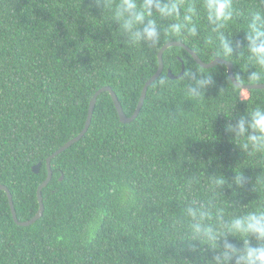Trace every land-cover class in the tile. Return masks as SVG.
I'll return each instance as SVG.
<instances>
[{"label": "trees", "instance_id": "trees-1", "mask_svg": "<svg viewBox=\"0 0 264 264\" xmlns=\"http://www.w3.org/2000/svg\"><path fill=\"white\" fill-rule=\"evenodd\" d=\"M120 2L106 0L111 12L106 6L102 14L94 0H0V184L10 189L21 221L37 213L47 158L84 128L94 93L111 86L131 116L162 46L189 44L180 36L151 51L130 44L112 21ZM184 2L196 8L190 47L211 61L222 33L234 49V57L223 58L233 62L238 81L264 82V68L250 64L244 31L264 14V0H233L232 20L219 32L204 0ZM163 58L135 120H120L109 91L98 96L86 134L51 161L41 218L16 223L0 189V264H204L215 252L201 245L193 253L183 241L193 202L209 208L214 227L264 211V153L226 130L247 108L264 107V88L237 86L224 63L202 67L183 46L169 47ZM183 65L211 75L204 94L187 91L184 72L169 76Z\"/></svg>", "mask_w": 264, "mask_h": 264}, {"label": "clouds", "instance_id": "clouds-1", "mask_svg": "<svg viewBox=\"0 0 264 264\" xmlns=\"http://www.w3.org/2000/svg\"><path fill=\"white\" fill-rule=\"evenodd\" d=\"M94 2L97 7L102 8V14L106 6L111 12L106 0ZM203 8L207 20L216 26L217 32L232 20L233 0H204ZM195 12V6L186 4L184 0H121L112 21L119 25L118 29L130 44H139L149 51L160 49L167 37L174 36L187 39L189 44L186 45L192 50L190 44L197 38V27L193 23ZM244 31L247 41L245 49L252 58L250 64L255 68H264V14L258 11ZM225 56L234 57V49L230 38L220 33L217 57ZM257 75L255 71L250 78L255 79ZM182 77L186 81L187 91L195 97L204 94V90L213 84L211 75H206L193 66L187 68ZM244 101L247 102V99ZM228 117L229 121L234 119L232 111ZM226 130L236 137L246 138L247 142L242 145L244 148L251 145L254 152L264 153V107H256L252 111L247 108L245 113L239 114L238 122L226 124ZM225 182L224 178L216 181L218 185ZM234 182L239 185L241 177L237 176ZM195 204L197 202L186 209L191 234L183 241L190 243L193 253L201 245H207L215 252L213 258L205 260L204 264H264V211L234 216L228 221L221 219L219 225L214 227L207 223L209 208L203 205L193 206ZM217 215L222 217V212ZM229 237L238 238L242 245L238 247L231 243Z\"/></svg>", "mask_w": 264, "mask_h": 264}, {"label": "water", "instance_id": "water-1", "mask_svg": "<svg viewBox=\"0 0 264 264\" xmlns=\"http://www.w3.org/2000/svg\"><path fill=\"white\" fill-rule=\"evenodd\" d=\"M171 46H183V47H185L191 53V55L194 57V59L202 67H205V68L213 67V66L218 65L220 63H224L227 66V70H228L229 76L232 79L233 83L236 84L239 87L246 88V89H260V88H264V82H260V83H241L240 81H238V79L236 78L235 73H234L233 62L228 60V59L225 60V58L218 57V58H215V59L207 62V61H204L193 49L191 50L190 48H188V46L183 41H180V40L168 41L167 43H165L162 46V48L160 49V51L158 53V59H159L158 69L155 71V73L144 84V87L142 89V93H141L138 105H137L134 113L131 116H128L124 112V109L122 107V103L120 102V100L118 98V95L116 94V92L114 91V89L111 86L106 85V86L100 87L94 93V95H93V97H92V99L90 101L88 117H87V121H86V124H85L84 128L76 136H74L73 138L69 139L62 146H60L53 153H51L48 156V158H47L48 175H47L46 179L38 187L37 195H38V200H39V209H38L37 213L32 218H30L28 220H24V221L19 220L16 208H15L13 196H12V193H11L10 189L4 184H0V189L5 190L7 192V195H8V198H9V202H10V206H11L12 215H13L14 220L16 221V223H18L19 225H30V224L34 223L35 221H37L39 218H41V216L43 215L44 209H45V205H44L42 190H43V188L45 186L48 185V183L52 180V177H53L51 161H52V159L55 156H57L58 154L63 152L65 149L69 148L75 142L79 141L86 134V132L88 131V129L90 127L91 121H92V117H93L94 109L96 107L98 96L104 91H109L111 93V95H112V98L114 100L115 106H116V108L118 110L120 120L122 122H124V123H128V122H131V121L135 120L138 117V115H139V113L141 111V108H142V106L144 104V101H145L149 86L157 78L160 77V75L162 74V72L164 70L163 54ZM183 72H184V65H183L182 71L179 74H173L170 70L168 71V74L172 78H178V77H180L183 74ZM33 170L35 172H39L40 163L35 165L33 167Z\"/></svg>", "mask_w": 264, "mask_h": 264}]
</instances>
